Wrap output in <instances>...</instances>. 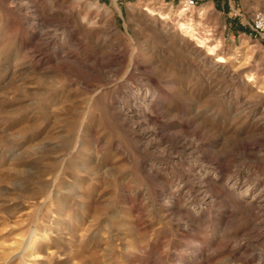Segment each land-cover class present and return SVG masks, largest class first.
Masks as SVG:
<instances>
[{
    "label": "rangeland",
    "instance_id": "1",
    "mask_svg": "<svg viewBox=\"0 0 264 264\" xmlns=\"http://www.w3.org/2000/svg\"><path fill=\"white\" fill-rule=\"evenodd\" d=\"M263 8L0 0V264H264Z\"/></svg>",
    "mask_w": 264,
    "mask_h": 264
},
{
    "label": "built area",
    "instance_id": "2",
    "mask_svg": "<svg viewBox=\"0 0 264 264\" xmlns=\"http://www.w3.org/2000/svg\"><path fill=\"white\" fill-rule=\"evenodd\" d=\"M194 4L195 0H187V5ZM250 35L264 41V8L254 11L250 21Z\"/></svg>",
    "mask_w": 264,
    "mask_h": 264
},
{
    "label": "bare ground",
    "instance_id": "3",
    "mask_svg": "<svg viewBox=\"0 0 264 264\" xmlns=\"http://www.w3.org/2000/svg\"><path fill=\"white\" fill-rule=\"evenodd\" d=\"M179 26H180V28H182V29H184L185 31H186V33L188 32H191L192 31V28H191V26H185L183 23H179ZM194 29V28H193ZM195 30V29H194ZM191 34H195L194 32H192ZM189 35V34H188ZM190 36V35H189ZM211 46V45H210ZM210 49H213L212 47H210ZM57 227V226H56ZM59 228V227H58ZM58 230V229H57ZM60 231V230H59ZM58 231V232H59ZM54 248H56V247H54ZM53 248V249H54ZM47 252V251H46ZM48 254H51V252H48Z\"/></svg>",
    "mask_w": 264,
    "mask_h": 264
},
{
    "label": "crops",
    "instance_id": "4",
    "mask_svg": "<svg viewBox=\"0 0 264 264\" xmlns=\"http://www.w3.org/2000/svg\"><path fill=\"white\" fill-rule=\"evenodd\" d=\"M196 27V26H195ZM196 29L198 30V27H196Z\"/></svg>",
    "mask_w": 264,
    "mask_h": 264
}]
</instances>
